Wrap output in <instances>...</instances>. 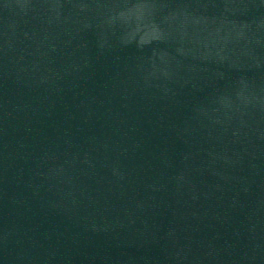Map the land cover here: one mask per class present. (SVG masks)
Instances as JSON below:
<instances>
[{"label":"water","instance_id":"95a60500","mask_svg":"<svg viewBox=\"0 0 264 264\" xmlns=\"http://www.w3.org/2000/svg\"><path fill=\"white\" fill-rule=\"evenodd\" d=\"M0 264H264V0H0Z\"/></svg>","mask_w":264,"mask_h":264}]
</instances>
